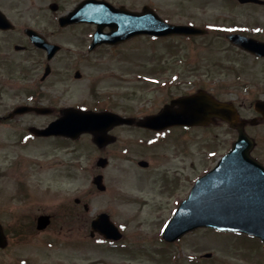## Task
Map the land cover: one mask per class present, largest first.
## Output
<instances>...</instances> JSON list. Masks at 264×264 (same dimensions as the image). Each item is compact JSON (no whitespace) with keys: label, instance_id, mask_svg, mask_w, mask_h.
<instances>
[{"label":"rangeland","instance_id":"obj_1","mask_svg":"<svg viewBox=\"0 0 264 264\" xmlns=\"http://www.w3.org/2000/svg\"><path fill=\"white\" fill-rule=\"evenodd\" d=\"M79 1L0 0V11L15 26L11 32L0 31V57H7L3 60L18 59L20 54L14 50V46H21L24 41L26 42L22 31L24 28H33L49 42L61 45L64 50L68 49L73 53L80 50L86 54L90 29L81 27L61 30L56 20L72 10ZM147 2L155 7L159 15L170 21L183 22L187 20L186 16L194 17L197 24L211 28V32L204 38L199 37L194 41L186 40L184 37L162 40L140 37L117 50L102 51L88 57L87 61L83 62L85 65L81 64L86 79L76 84L77 87H72L73 101L86 102L84 103L86 108L96 105L86 95L90 76L119 71L120 67L124 66L125 69L126 66L130 68L131 64H140L133 62L135 60L143 59V63L147 65L153 58H160L162 61L171 62L165 64L167 74L164 76L173 75L179 83L174 85L178 89L172 91L173 95L166 90L165 84L161 91L153 93L150 97L155 103H163L168 97L191 91L190 79L202 78L204 87L216 99L233 102L239 114L243 116L255 113L252 108L254 101L264 98V64L254 62L251 56L237 52L225 39V34L236 22L243 25L259 21L264 26V6L242 7L233 5L234 2L230 0H136L138 6ZM217 31L225 32L224 36H218ZM74 57L59 58L69 62ZM98 58L106 62L105 67L101 69L93 67V64L98 63ZM178 60L183 62L180 61L178 64ZM124 73L129 74L126 71ZM101 83L102 88L107 90L106 93L129 92L124 87H130L132 91V87L136 85L122 83L115 75ZM198 85L196 83V86ZM68 101L71 103L69 98L66 102ZM57 106L64 107L63 104ZM225 127L219 122L208 128L199 127L197 130L191 128L183 131V134L168 136L161 146L144 154L130 153L133 161L140 156L149 157L153 161V168L145 176H139L130 161L113 156L107 172L108 185L103 193L92 185L91 179L97 170L95 162L101 152L91 137H80L76 142L69 144H64L65 141L60 140L50 141L48 144L37 143L27 149L16 151L8 146L12 144L11 142H0V168L11 165L17 156L20 158L14 167L16 172H21L20 176L27 171L24 168L38 163L55 165L58 173L56 187L61 194L59 203L51 198L42 199L37 204L32 200L13 201L10 208L16 214L29 213L31 210L50 211L62 200L71 198L72 201L74 193L71 191L72 187L76 191L75 196L88 203L87 212L82 210V206L79 207L81 227L79 245L74 244L70 249V245H67L70 242L66 240V230L63 228L59 235L63 237L65 234L66 239H61L63 245L54 249L53 253L48 252L45 259L49 264H264L262 244L258 240L237 233H222L203 228L194 230L169 245L161 239L164 225L170 220L180 201L186 198L191 183L209 170L215 164L214 161L229 148L230 142L236 138V132L226 130ZM247 132L256 140L255 151L264 161V124L258 123L250 129L248 127ZM212 133H215L216 138L214 149L209 147L210 142L207 141ZM210 150L214 152L208 156ZM63 168L73 170L72 181L64 176ZM171 173H180L178 179L181 178L185 182L182 181L176 189H169L168 192L163 186ZM20 176L17 174L15 177ZM10 179L14 184L15 180ZM1 208L0 206V215L7 220L8 214L13 213H5ZM105 212L124 234L116 245L97 237L95 240L91 239L88 234L91 220ZM35 244L37 243L34 241L18 242L17 255L27 257L34 250ZM205 253H211V257L203 258ZM2 258L4 253L0 254V260H3Z\"/></svg>","mask_w":264,"mask_h":264},{"label":"flooded vegetation","instance_id":"obj_2","mask_svg":"<svg viewBox=\"0 0 264 264\" xmlns=\"http://www.w3.org/2000/svg\"><path fill=\"white\" fill-rule=\"evenodd\" d=\"M84 1V0H80ZM109 2L116 8H125L127 11L139 13L145 6L155 7L150 3H143L137 5L136 0H103ZM233 1V5L242 7H255L257 5L246 3L242 4L237 0ZM264 6V4L262 5ZM117 17V16H116ZM187 20L170 21L165 19L168 23H177L180 25L197 26L202 27L196 23L195 18H188ZM81 27H88L91 33L87 39V43H91L92 35L96 31V26L91 24H80L75 26H68L64 29H75ZM63 29V30H64ZM111 28L107 25L104 32L108 34ZM218 32V31H217ZM225 34V32H223ZM228 34L240 35L246 38L253 39L257 42H264V26L258 22L251 24H236L233 28L225 34V39ZM206 36V35H205ZM222 37L221 35H218ZM141 37V36H140ZM140 37H134L129 39L127 42L119 43L118 45H100L92 52L76 51L73 53L68 49H60L55 53V56L50 60L47 59L46 51L32 45L29 39L25 37L26 42L23 44L15 45L14 50L20 55L18 59L3 60L6 56L0 57V142H11L8 145L13 150L27 149L37 143L48 144V142L65 141L64 144L71 143L72 140L63 136H45L40 134L38 131H43L54 121H56L62 112L68 107L82 111H93L95 113H106L95 119V135L98 136V143L95 146L101 152L97 158L104 160L102 168H97L96 174H100L105 185V189L108 185L107 172L112 163L114 157L121 160L130 161L133 165L132 168L136 170L139 176H145L153 168V161L149 157L140 156L135 161L132 160L130 153L139 152L144 154L150 149H154L161 146L166 141L168 136L173 134H183L182 132L189 130L185 128L183 122H170L167 124L164 130H152L149 127H143V123L146 119L154 118V116L164 113L166 110L167 116H175L179 114L180 105L173 101L179 98H185L188 95H197L199 93H210L204 87L202 78L196 80L190 79L191 91L181 92L175 97H168L163 103H155L150 96L153 93H158L162 90L163 85L167 86L166 90L173 95V90L178 89L174 85H178V79H175L173 75L164 76L167 74L165 71L170 61H162L160 58H153L151 63L145 65L143 59L135 60L140 64H131L128 66L120 67L119 71L107 73H99L98 76H90L88 85L86 86V95L94 102L93 107L86 108L84 101L74 102L72 95V87H77L79 82L86 79V73L82 71V65H85L88 57L96 54H100L102 51L117 50L119 47L124 46L131 41L140 39ZM199 38L191 37L186 40L194 41ZM204 38V37H200ZM239 53L251 56L254 62H261L264 64V57L257 56L251 52H247L242 49L239 44H231ZM72 54V55H67ZM63 55V56H62ZM75 56L69 62L63 61L59 57ZM102 59V58H101ZM98 58L96 64L93 67L102 68L105 67L106 62H103ZM178 60V64H180ZM83 63V64H82ZM82 64V65H81ZM121 68L125 69L122 70ZM144 69L148 70L145 71ZM163 70V72H162ZM124 71L129 74L125 75ZM124 74V75H123ZM113 75L118 78L122 83H135L130 91V87H124L129 92H115L109 91L102 88L103 81L109 80ZM196 83L199 84L196 86ZM186 84V83H185ZM183 84V85H185ZM101 86V87H100ZM196 86V88H195ZM71 88V89H70ZM122 88V87H121ZM67 98L71 100V103L66 102ZM138 99V101H133ZM129 100V101H128ZM264 98L255 100L262 101ZM119 101V102H118ZM133 103V104H132ZM63 104L64 107L58 108L57 105ZM135 104V105H134ZM238 124L242 125V129L247 131L252 128L253 125L260 123L264 124L262 118L258 113H253L251 116H243L238 111ZM221 122L225 125L226 130H234L231 126L217 118H208L203 121L206 123L205 126H194L197 130L200 128H208L213 123ZM197 123V122H194ZM189 124V123H188ZM247 129V130H246ZM91 137L92 134H81L80 137ZM80 139V138H79ZM215 133L209 136V147L215 148ZM74 140L73 142L77 141ZM232 141L230 142L231 147ZM256 143L252 149L251 154L258 158L256 153ZM214 150H210L208 156H210ZM114 156V157H113ZM207 156V157H208ZM20 158V157H19ZM19 158L16 156L12 161L11 165L6 168H0V206L1 210L8 214L7 220L4 216L0 215V227L2 228V238L0 240V254L4 253L3 260H0V264H49L46 263V256L48 252L53 253L54 249L58 246L63 245L61 242L65 240V234L62 237L59 235L61 230H66V237L71 247L74 244L79 245L80 236L79 231L81 229L79 223V207L82 206V210L87 212V209L83 206L84 202L82 199L75 196L74 187L71 188L73 191L72 201L71 198L62 200L60 204L52 208L50 211L35 210L29 211V213L16 214L10 208V203L15 201H29L32 200L37 204L42 199H53L60 200V190L56 187L58 183L57 169L55 165L38 163L37 165L27 166V171H23V175L20 176L21 172H16V167ZM262 162V161H261ZM197 163V161H196ZM193 165V163H192ZM44 168V169H42ZM64 170V176L73 180V170ZM15 171V172H13ZM18 174L20 177H15ZM180 173H171L168 176L164 188L169 192V189H176L182 181L178 179ZM14 176V178H13ZM186 178V176H184ZM14 179V184L11 183V179ZM36 179V180H35ZM35 181V182H34ZM36 182L40 183L37 184ZM185 182V181H184ZM43 183H45L43 185ZM39 210V208H37ZM46 217L45 220L40 221V218ZM6 221V222H5ZM91 228V224H90ZM89 228V232H90ZM60 230V231H59ZM89 234V233H88ZM79 236V237H78ZM90 236V234H89ZM101 238L98 234L95 238ZM65 238V239H64ZM76 238V239H75ZM93 240V241H94ZM20 241H34L37 244L33 245L34 250L27 257L17 255V244ZM108 241V240H106ZM54 262V261H53Z\"/></svg>","mask_w":264,"mask_h":264},{"label":"water","instance_id":"obj_3","mask_svg":"<svg viewBox=\"0 0 264 264\" xmlns=\"http://www.w3.org/2000/svg\"><path fill=\"white\" fill-rule=\"evenodd\" d=\"M239 1L263 3L261 0ZM117 11L107 3L85 1L58 20L61 27L78 22L97 24V32L93 36L94 41L90 49L97 44L117 43L120 40L129 39L130 36L140 34L156 37L204 34V31L199 28L168 25L147 8L139 14L125 12L123 16L125 18L120 19V23L119 19L117 21L113 17L104 19L100 17L107 12L111 14L117 13ZM116 21L118 23H115ZM113 23L115 25H112ZM107 24L111 25L113 31L105 35L103 26ZM0 28L4 30L13 28L2 12H0ZM24 32L29 36L31 42L42 46L49 52V58L58 49V46L45 42L35 31L26 29ZM229 39L234 43H240L244 48L254 51L256 54L264 55V43L246 40L238 35H230ZM177 103L181 108L179 114L167 116L165 113L158 118L146 120L142 124L162 128L170 122L194 123L195 120L208 119L209 116H220L231 124L237 121L236 111L231 104L217 103L209 96L197 95L192 98L190 96L179 99ZM254 107L264 118V102H258ZM96 116L93 113H78L68 110L64 112L63 118L51 124L44 133L57 135L60 133L76 137L84 130L93 131ZM237 130H239L238 138L229 153L223 156L210 172L200 177L194 184L189 198L179 205L170 222L164 228L163 239L165 241L171 242L196 228L205 227L223 232L247 234L259 238L264 245V167L250 156L252 141L242 129L238 127ZM93 180L97 188L102 190L100 177ZM91 230V234L96 231L104 238L112 240L121 237V233L107 214L97 216L92 221Z\"/></svg>","mask_w":264,"mask_h":264}]
</instances>
